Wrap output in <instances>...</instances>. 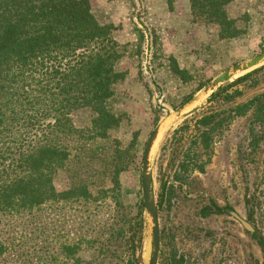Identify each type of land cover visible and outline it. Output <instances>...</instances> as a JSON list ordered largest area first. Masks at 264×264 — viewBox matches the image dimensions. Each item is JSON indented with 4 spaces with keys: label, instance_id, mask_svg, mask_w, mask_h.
<instances>
[{
    "label": "rangeland",
    "instance_id": "obj_1",
    "mask_svg": "<svg viewBox=\"0 0 264 264\" xmlns=\"http://www.w3.org/2000/svg\"><path fill=\"white\" fill-rule=\"evenodd\" d=\"M90 2L101 21L118 27L116 39L129 48L120 63L128 77L116 88L113 102L123 123L112 137L125 150L137 134V147L124 154L129 168L115 175L118 185L107 166L110 147L103 141L86 146L80 159L73 158L68 171L58 175L59 192L85 181L100 196L97 201L51 203L17 217L0 216V240L8 246L0 264H149L153 233L150 216L141 213L142 168L147 143L159 124L151 168L162 264H264L253 236L264 237V137L251 155L252 113L227 118L209 150L194 141L196 122L204 116L264 92V82L250 86L248 80L228 89L242 91L230 103L220 95L203 97L218 76L264 53V0H237L231 6L232 17L250 14L247 34L233 41H220L217 27L194 21L188 0ZM254 70L238 74L222 88ZM200 104L204 107L195 115L176 118L177 111ZM91 118L90 112H79L75 126L87 129ZM257 133L264 132L258 127ZM183 164L189 165L186 172L180 170ZM215 205L230 206L234 213L203 216Z\"/></svg>",
    "mask_w": 264,
    "mask_h": 264
},
{
    "label": "trees",
    "instance_id": "obj_2",
    "mask_svg": "<svg viewBox=\"0 0 264 264\" xmlns=\"http://www.w3.org/2000/svg\"><path fill=\"white\" fill-rule=\"evenodd\" d=\"M188 1L193 20L217 27L220 41L247 34L250 14L235 18L230 13L237 0ZM117 31L113 23L98 18L90 0H0L1 217H17L51 203L97 201L100 196L85 181L64 192L56 188L58 175L68 171L73 158L80 159L89 144L103 141L110 147L106 161L114 185L119 184L115 175L129 168L124 154L137 147V134L125 150L120 140L112 137L123 123L122 115L113 108L116 88L128 77L120 63L129 48L116 39ZM248 80L250 86L263 83L264 66L226 88L220 87L213 99L220 95L223 102H232L242 91L230 93L228 89ZM190 102L191 98L184 105ZM82 111L92 114L87 129H79L74 123V116ZM249 113L253 118L250 147L254 154L264 137V133H257L258 127L264 132V92L244 104L204 116L196 122L199 134L195 143L211 149L214 134L227 118ZM76 150L79 153L74 155ZM182 166L180 170L186 172L189 165ZM141 209L143 213V201ZM233 211L230 206L215 205L202 214L206 217ZM249 215L253 217L254 211L249 210ZM253 236L264 255V237ZM7 252L8 246L0 240V256Z\"/></svg>",
    "mask_w": 264,
    "mask_h": 264
},
{
    "label": "water",
    "instance_id": "obj_3",
    "mask_svg": "<svg viewBox=\"0 0 264 264\" xmlns=\"http://www.w3.org/2000/svg\"><path fill=\"white\" fill-rule=\"evenodd\" d=\"M264 64V53L258 55L242 64H238L228 70L227 72L218 76L210 86H208L204 92L203 97L207 98L214 94L220 87H222L225 83L232 81L238 74L250 72L261 65ZM204 107V104H200V106L194 108L189 112H185L183 110H179L176 112L175 116L177 119H187L193 115H195L199 110ZM162 124H159L154 132L152 133L144 154L143 160V168H142V195H143V203L145 207L146 213L150 216L152 220V233H153V242H152V250L149 264H159V258L161 253V229H160V220H159V211L156 201V195L153 187V172L151 168V155L152 151L159 139L161 134ZM245 229L251 233H254L255 230L252 226L245 222L241 221Z\"/></svg>",
    "mask_w": 264,
    "mask_h": 264
},
{
    "label": "bare ground",
    "instance_id": "obj_4",
    "mask_svg": "<svg viewBox=\"0 0 264 264\" xmlns=\"http://www.w3.org/2000/svg\"><path fill=\"white\" fill-rule=\"evenodd\" d=\"M186 112H189L188 110Z\"/></svg>",
    "mask_w": 264,
    "mask_h": 264
}]
</instances>
